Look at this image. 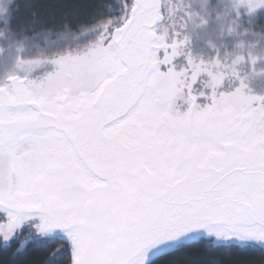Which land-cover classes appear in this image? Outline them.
Instances as JSON below:
<instances>
[{"label": "snow or ice", "instance_id": "obj_1", "mask_svg": "<svg viewBox=\"0 0 264 264\" xmlns=\"http://www.w3.org/2000/svg\"><path fill=\"white\" fill-rule=\"evenodd\" d=\"M121 5L51 74L0 82V264L264 254V106L190 90L151 0Z\"/></svg>", "mask_w": 264, "mask_h": 264}, {"label": "trees", "instance_id": "obj_2", "mask_svg": "<svg viewBox=\"0 0 264 264\" xmlns=\"http://www.w3.org/2000/svg\"><path fill=\"white\" fill-rule=\"evenodd\" d=\"M121 10V0H7V2H3V8L0 11V23L3 26L5 25V31L10 36L33 35L25 39L22 45L25 47L32 41L34 45L27 46L22 56L11 52H9V55L0 56V82L4 81V77L7 76V72H10L9 70L17 58L20 57L21 60H41L60 55L61 52L71 51L78 44L88 42L92 35L94 37L98 27L108 17L118 15ZM215 13L216 10L214 9L211 15L215 17ZM257 22L256 28L264 29V18H259ZM210 26L211 28L209 29L208 27L206 32H204L185 25L187 31L192 28L195 29L194 38L195 44L200 48L197 49L199 50V56L197 60L190 61V65L182 66L179 65L180 58L178 55L177 64L182 69L188 70V86L190 90L201 94L196 89L201 79L205 76L208 78V94L215 92L218 96L236 98L237 95L235 93L231 95L232 91L235 90L240 93L243 89L238 85L232 90L225 89L224 83L225 78H229V75L234 74L235 65L231 60L223 61L221 54L227 50L226 45L236 46L239 44L238 41L229 38L240 35L241 26L234 30L227 26L228 34L223 36H226L232 42L227 40L226 45L224 44L225 41L223 42V31L216 25V22L211 21ZM248 27L252 26H242L243 29ZM257 29L252 27L249 30L251 33L247 34L245 39L247 43L253 41V37L257 35L254 30ZM253 34L255 35L252 37L251 35ZM163 35L167 36V41L174 42L169 40L171 38L170 35ZM220 36H222L221 39L219 38ZM45 42H47V47L44 53L33 48L37 46L35 44H44ZM5 48L8 49L9 47L4 45L1 47L2 50H5ZM203 67L207 68L206 74L200 73V69H203ZM196 69H199V72H195ZM228 71H230V74ZM224 74L225 76H223ZM218 75H221L222 78L219 81H215L214 78ZM242 75L245 76V74ZM193 76H195V79H192ZM210 82L214 84L216 90L210 89ZM248 86L249 90H243L242 98L254 97L256 98L253 101L254 107L264 106V91H254L251 85ZM0 257H2V253H0ZM218 258L232 259L236 261V264H264V254H261L258 250L244 253L233 251L230 257L226 254H220ZM27 259L29 264H41L43 254L39 249L30 246Z\"/></svg>", "mask_w": 264, "mask_h": 264}, {"label": "rangeland", "instance_id": "obj_3", "mask_svg": "<svg viewBox=\"0 0 264 264\" xmlns=\"http://www.w3.org/2000/svg\"><path fill=\"white\" fill-rule=\"evenodd\" d=\"M3 2H7V0H0V11L3 8ZM160 3L161 0H151L150 11L156 18H159L158 14L155 12ZM214 9L216 10L215 17L214 15H211V12L214 11ZM119 14L120 12L118 15ZM160 14L163 17V22L154 28L155 33L157 36L163 37L162 43L167 44L170 49L177 51L176 54L177 56L179 55L180 58L179 65L182 66H185L186 64L190 65V61L197 60L199 56V50L197 49L200 48L195 44L194 38L195 29L197 31L200 29L206 32L208 27L209 29L211 28L210 23L213 21L216 22V25L223 31V36L224 34H228L227 26L232 30L241 26V36L235 35L234 38H229L238 41L239 44L236 46L226 45L227 40L230 42L232 41L227 39L226 36H223V42L225 41L224 44L227 46V50L221 54V59H223V61L231 60L235 65L234 74L229 75V78L226 75L227 78L224 79L225 89L232 90L238 85L243 90H249L248 85H251L254 91H264V29L260 30L256 28V24H258L257 20L259 18H264V2H258V0H162ZM185 25L188 27H194L195 29L192 28L193 30L189 29L187 31ZM244 25H250L257 29L254 30L257 35H251L252 37L255 36L253 37V41H250L249 43H247L245 39L246 35L251 33L249 30H251L252 27L243 29L242 26ZM4 26L0 23L1 57L9 55V52L22 56V53L24 54L27 46L34 45L32 44L33 41L28 43L25 47L22 45L25 39L33 35L10 36L9 33L5 31ZM99 27L96 30L94 37L92 35L88 42L78 44L77 47L73 48L71 51L65 53L61 52L60 55L58 54L41 60H21L20 57L17 58L14 61L12 68L9 70L10 72H7V76L4 77V80L11 75H17L24 77L25 79H43L55 70L56 65L54 61L56 59L68 54L75 55L78 52H83L87 47L94 43ZM163 34L170 35L171 38H169V40L174 42L167 41V36ZM222 36L219 38L221 39ZM46 43L47 42L44 44H35L37 46L33 48L36 51H42L44 53L47 47ZM3 45L9 48L2 50L1 47ZM200 70V73L202 72V74H206L205 72L207 68L203 67V69ZM195 72H199V69H196ZM228 72L230 74V71ZM242 74H245V76ZM223 76H225V74ZM221 78L222 76L218 75L214 80L219 81ZM214 80L212 79L213 83ZM212 82H210V89L216 90ZM207 85L208 78L204 76L196 90L201 92V95H211L210 93H207ZM243 90L240 93L233 90L232 94L231 92L230 94L233 95L235 93L237 95L236 98L239 99L242 98L241 94L243 93Z\"/></svg>", "mask_w": 264, "mask_h": 264}, {"label": "water", "instance_id": "obj_4", "mask_svg": "<svg viewBox=\"0 0 264 264\" xmlns=\"http://www.w3.org/2000/svg\"><path fill=\"white\" fill-rule=\"evenodd\" d=\"M161 8H162V0H161V3H160V5H159V7L157 8V11L155 12V13L158 14L159 18H156V17H155V19H154V28H155L158 24H160V23L163 22V17H162V15L160 14V13H161Z\"/></svg>", "mask_w": 264, "mask_h": 264}, {"label": "clouds", "instance_id": "obj_5", "mask_svg": "<svg viewBox=\"0 0 264 264\" xmlns=\"http://www.w3.org/2000/svg\"><path fill=\"white\" fill-rule=\"evenodd\" d=\"M258 2H264V0H258Z\"/></svg>", "mask_w": 264, "mask_h": 264}]
</instances>
